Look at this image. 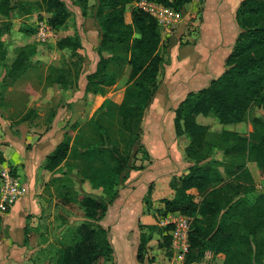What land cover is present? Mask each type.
Listing matches in <instances>:
<instances>
[{
    "label": "trees",
    "instance_id": "trees-1",
    "mask_svg": "<svg viewBox=\"0 0 264 264\" xmlns=\"http://www.w3.org/2000/svg\"><path fill=\"white\" fill-rule=\"evenodd\" d=\"M133 1L97 0L99 60L95 70L86 75L84 87L85 92L103 97L128 67L121 99L117 102L105 97L87 121L75 126V134L64 133L44 160L43 168L48 171H55L69 157L78 160L75 166L83 179L105 194L103 201L83 199L85 214L94 222L90 227L81 225L79 240L74 247L60 250L55 264H96L102 258L105 264H115L107 229L99 221L115 199L126 170L131 168L132 150L134 147L138 150L140 145L142 118L157 90V75L163 63L159 52L160 27L140 9L128 11L127 5ZM151 1L182 11L191 0ZM75 2L86 10L87 0ZM32 9L48 13V23L55 30L65 27L71 17L62 0H0V22H7L6 26L0 24V33L9 31L13 15H28ZM235 19L240 31L224 60L223 71L203 88L189 92L173 111L175 135L188 138L185 155L189 165L186 174L178 181H171L175 195L163 201L161 216L179 211L193 217L185 264L200 260L206 250L223 254V264H264V195L260 194L252 203L243 199L254 191L247 162H254L264 171V127L255 126L248 135L222 131L221 139L233 141L231 147H225L211 143L208 126L196 120L198 115H203L214 116L221 124L241 123L253 104H264V0H241ZM56 45L74 54L81 47L75 33L60 39ZM104 52L109 55L104 56ZM6 56L4 49L0 60ZM30 56L25 48L20 49L7 70L8 76L16 79L25 72ZM46 78L62 88L69 85L59 75L48 74ZM253 120L261 124L259 119ZM213 149L221 150L228 158L222 162L215 160L221 163L222 171L207 161ZM10 171L15 173L14 169ZM191 189L201 195L199 201L194 200ZM163 227L167 233L159 246L166 248L164 251L170 256V227ZM146 228L153 231L156 227ZM24 235L26 238V226ZM150 237L149 232L141 233L138 260L143 259Z\"/></svg>",
    "mask_w": 264,
    "mask_h": 264
},
{
    "label": "rangeland",
    "instance_id": "rangeland-1",
    "mask_svg": "<svg viewBox=\"0 0 264 264\" xmlns=\"http://www.w3.org/2000/svg\"><path fill=\"white\" fill-rule=\"evenodd\" d=\"M62 1L71 13V17L66 26L56 29L54 36L48 41L40 42L34 36L36 17L46 19L47 22L49 18L48 13L39 12L36 9H32L28 15L20 17L13 15L9 31L0 33V43H2L0 52L5 49L10 53V56L7 57L8 61L22 48L31 53L27 69L16 79L8 76L7 70L10 64L4 63L3 67L0 65V145H16L19 140L23 145H34L44 134V126L47 127L46 131L50 128L48 127L50 124L47 119L48 113L53 109L56 111L60 106L64 109L61 119V122L64 123L61 124L63 132L75 134L77 132L75 126L87 121L105 97H110L117 102L122 97L127 82L128 67H125L116 82L106 89L105 96L95 97L91 93L81 91L80 94H77V97L82 96L79 101L71 103L64 100L67 90L70 89V96H72L75 87L79 88L80 86V90L84 89L86 75L91 73L90 68L94 66L92 63L98 62L97 45L100 28L99 20L95 16L97 0H87L85 11L76 4L75 0ZM183 19L179 26L177 24L172 28H159L163 40L159 52L163 57H165L164 43L168 41L166 37L171 34L174 36L176 33L175 42H180L183 47L192 41L190 35L196 30V24L193 23L195 21L188 18L187 15ZM2 23L4 26L7 24V22ZM2 23L0 22V24ZM74 33L77 34L81 45L75 54L69 49L57 47L56 43L60 39ZM186 48L187 46L184 49ZM103 55L108 56L109 53L104 52ZM48 74L52 77L59 75V77L67 79L69 85L66 88L60 87L57 83L46 78ZM37 112L40 114L38 115ZM32 113H35L37 117L33 115L31 118H27ZM27 114L28 116H26ZM253 119H259L261 124H255ZM197 120L208 123V139L211 143L231 147L233 141L221 139L220 133L225 130L248 135L255 126L264 127V104H253L246 119L240 124H221L214 116L198 115ZM34 121L39 126V130L37 129L34 132L35 135L31 136L28 124ZM143 134L145 135V132L141 133L140 145H144ZM147 141H149L148 138ZM171 141L172 145H176L174 140L171 139ZM157 143L152 139L148 145H157ZM134 150L136 147L132 152ZM137 151H139L138 157L144 155L140 146ZM137 154L136 152L135 155ZM135 155L131 162L135 161ZM219 156H221V150L213 149L212 156L207 161L222 171L221 163H217L215 160L222 162L228 158L222 157V160H219L217 159ZM77 162L79 161L69 157L55 171H48L43 168L44 162L37 163L35 161L28 166L22 165L20 167L22 173L18 174L16 168L0 161V176L5 170L11 173L10 170L15 169L13 175L20 178L25 185L27 184L26 194L18 201L24 200L29 203L27 214L24 217L26 238L21 245L16 247L19 249L18 252L13 253V256L9 251L3 256L1 255L0 264H55L59 251L74 247L79 240L81 225L90 227L94 222L85 214L83 199L89 197L103 201L105 194L101 192V188H93L88 180L83 179V175L75 166ZM246 165L254 180V191L244 196L243 199L252 203L257 196L264 195V171L258 169L252 161L247 162ZM192 195L195 201H199L201 198V195L197 193ZM2 237L3 232L1 231L0 239ZM96 264H105V261L102 258ZM190 264H194V262ZM207 264L217 263L214 259H209Z\"/></svg>",
    "mask_w": 264,
    "mask_h": 264
},
{
    "label": "crops",
    "instance_id": "crops-1",
    "mask_svg": "<svg viewBox=\"0 0 264 264\" xmlns=\"http://www.w3.org/2000/svg\"><path fill=\"white\" fill-rule=\"evenodd\" d=\"M240 1L191 0L182 9L181 19L177 25H180L186 15L194 19L196 30L190 35L192 39L190 44L184 49L186 46L183 47L180 42H175L176 33L174 36L171 34L166 37L168 41L164 43L165 57L157 75V90L151 97L142 118V133L145 132V135L143 134L145 141L144 145L139 146L144 155L138 157L139 151L132 152L129 160L131 168L126 170L125 178L117 187L118 193L115 199L108 205L104 217L99 221L107 229L115 264H175L171 255L165 253L166 248L159 246L163 242V235L167 233L159 223L164 209L163 201L174 197L175 189L171 181H178L186 174L189 165L185 155L188 138L185 135H175L173 111L189 92L203 88L223 71L224 60L240 31L235 19ZM162 41L161 37V44ZM9 56L10 53L7 52L5 60H0L1 67L4 63L11 64L16 55L8 61ZM92 66L90 72L95 70L96 62L92 63ZM74 90L72 96L70 89L67 90L65 101L75 103L80 100L82 96L77 97V94L84 92V89L80 90L79 86ZM63 110L60 106L56 111L53 109L48 113L50 128L46 131L47 127L44 126V134L34 145H23L20 140L16 145H0V155L4 164L13 166L20 174L22 165L28 166L35 161L43 163L45 157L55 149L65 133L61 125L64 124L61 122ZM33 115L37 117L32 113L30 118ZM198 123L208 124L204 121ZM28 127L31 136L35 135L37 129L39 130L35 121L29 123ZM152 139L158 142L157 145H148ZM171 139L176 145H172ZM134 155L136 159L131 162ZM222 157L224 155L221 151V156L216 158L222 160ZM149 184H151L150 188ZM189 192L197 193L195 189ZM27 202L17 200L9 208L0 211V232H3V237L0 239V262L1 255L3 256L7 251L11 256L14 252H18L19 248L16 247L24 240V217L29 208ZM147 226L156 228L149 231ZM144 232L146 234L149 232L151 237L146 244L143 259L138 260L137 248L140 235ZM210 253L211 259L217 264H223V254H215L211 251Z\"/></svg>",
    "mask_w": 264,
    "mask_h": 264
},
{
    "label": "built area",
    "instance_id": "built-area-1",
    "mask_svg": "<svg viewBox=\"0 0 264 264\" xmlns=\"http://www.w3.org/2000/svg\"><path fill=\"white\" fill-rule=\"evenodd\" d=\"M140 9L151 15L160 28L175 27L181 19V11L151 0H135L127 5V10ZM38 17V18H37ZM35 19L36 30L34 36L40 42H46L55 34V29L46 19ZM26 194L25 184L16 175L3 171L0 176V211ZM193 217L179 211L168 212L160 218L161 226H169L171 257L175 264H185L189 253V233ZM211 259L210 250L204 252L203 257L194 264H207Z\"/></svg>",
    "mask_w": 264,
    "mask_h": 264
}]
</instances>
